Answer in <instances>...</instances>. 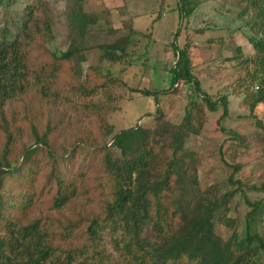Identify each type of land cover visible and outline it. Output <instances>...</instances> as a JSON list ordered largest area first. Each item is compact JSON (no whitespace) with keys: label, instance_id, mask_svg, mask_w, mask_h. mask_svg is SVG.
<instances>
[{"label":"trees","instance_id":"1","mask_svg":"<svg viewBox=\"0 0 264 264\" xmlns=\"http://www.w3.org/2000/svg\"><path fill=\"white\" fill-rule=\"evenodd\" d=\"M64 1L72 44L57 54L49 52V14L36 15L41 0H0V264H264V238L252 227L264 213V182L246 186L231 171L224 191L201 188L198 159L184 150L186 134H200L206 109L222 104V117L227 109V98L212 100L192 70L187 22L205 0H175L169 88L182 82L189 90L182 121L162 126L157 108L154 126L119 131L107 122L105 103L87 111V123L62 121L54 108L58 96L91 93L113 80L96 66L82 67L81 42L95 19L86 0ZM235 1L253 52L237 47L226 60L238 72L233 90L253 113L264 103V3ZM129 44L125 37L100 45V59L123 61ZM32 59L40 66L36 75ZM245 189L257 198L248 199ZM238 192L248 206L242 237L226 203ZM216 218L230 228L227 239L215 232Z\"/></svg>","mask_w":264,"mask_h":264},{"label":"rangeland","instance_id":"2","mask_svg":"<svg viewBox=\"0 0 264 264\" xmlns=\"http://www.w3.org/2000/svg\"><path fill=\"white\" fill-rule=\"evenodd\" d=\"M41 1L43 5L36 15L43 18L46 12L49 14L53 33L49 52L59 54L72 44L64 11L65 1ZM83 6L95 22L87 27L81 42L86 47L79 57L81 65L84 69L90 65L96 66L100 73L113 80L105 88L97 87L91 93H75L64 99L58 96L54 108L61 113L62 121L82 119V123H87V111L105 103L106 120L114 131L136 125L154 126L156 121L153 115L157 108L166 121L161 123L162 126L174 127L180 123L187 109L189 90L182 82L169 88V69L176 59L170 45L171 32L178 27L175 0H86ZM239 7L235 0H205L187 22L188 50L194 75L212 100L223 95L227 98L223 117L222 104L214 111L206 109L200 134L187 133L185 137L184 150L194 153L198 159L201 188L217 184L224 191L231 171H234L233 178L239 177L246 186L253 182L256 185L264 182V103L258 104L253 113L242 104L241 96L232 88L237 69L233 61L226 60L238 54L237 47L243 54L253 52L247 39L251 32L237 16ZM246 18L244 16L242 20ZM184 29L176 38L179 47L185 41ZM218 36H222L224 42L208 41ZM125 37H128L130 44L123 61L113 63L100 59V45ZM31 61L29 71L36 75L40 66L36 59ZM47 73L45 77L51 81L52 76ZM135 89L154 93L144 95ZM54 99V96L50 97V101ZM101 107L104 110L103 105ZM9 108L6 105V110ZM245 193L248 199L257 198L254 190L245 189ZM226 203L231 209L228 215L234 218L235 228L242 237L244 217L248 210L245 199L238 192ZM45 213L55 214L54 210L48 208ZM259 215L261 220L257 219L252 227L264 238V213ZM215 232L227 239L231 230L216 218ZM107 238L104 235L103 240L106 242Z\"/></svg>","mask_w":264,"mask_h":264},{"label":"built area","instance_id":"3","mask_svg":"<svg viewBox=\"0 0 264 264\" xmlns=\"http://www.w3.org/2000/svg\"><path fill=\"white\" fill-rule=\"evenodd\" d=\"M263 3H264V0H263Z\"/></svg>","mask_w":264,"mask_h":264}]
</instances>
